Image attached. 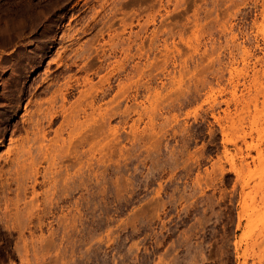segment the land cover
<instances>
[{
	"label": "rangeland",
	"instance_id": "1",
	"mask_svg": "<svg viewBox=\"0 0 264 264\" xmlns=\"http://www.w3.org/2000/svg\"><path fill=\"white\" fill-rule=\"evenodd\" d=\"M1 74L0 264H264V0H0ZM59 90L88 116L46 128L48 200Z\"/></svg>",
	"mask_w": 264,
	"mask_h": 264
},
{
	"label": "bare ground",
	"instance_id": "2",
	"mask_svg": "<svg viewBox=\"0 0 264 264\" xmlns=\"http://www.w3.org/2000/svg\"><path fill=\"white\" fill-rule=\"evenodd\" d=\"M180 6H182V5H180ZM179 6V7H180ZM180 13V12H179ZM182 13V12H181ZM177 15H179V14H177ZM189 18V17H188ZM187 19V18H186ZM189 20V19H188ZM134 34H136V36H137V34L138 33H134L133 32V30H131L130 31V33L128 34L129 36H127L126 38H127V41L129 40H133V36H134ZM135 36V37H136ZM154 38H151L150 40H151V46H150V44H149V48H151V49H153L154 48V39L156 38L155 36H153ZM124 38V37H123ZM124 41V40H123ZM128 41V43H126L125 45H123V49H125V51L126 50H128V49H132V45L133 44H131V41L129 42ZM133 41H135V40H133ZM134 43V42H133ZM157 46V45H156ZM155 46V47H156ZM144 47V46H143ZM121 48V49H122ZM136 48V47H135ZM157 49V48H156ZM129 51V50H128ZM104 53L105 52H103V53H97L98 55H99V60H101V61H103V58H104ZM84 54H85V52H84ZM106 56V55H105ZM97 58H98V56H97ZM102 58V59H101ZM105 59V58H104ZM100 62V61H99ZM74 63V62H73ZM7 78V77H6ZM0 81L1 82H3L4 81V74H1V76H0ZM5 82V81H4ZM2 86V85H1ZM3 87V86H2ZM63 89V88H62ZM67 89V88H66ZM65 92H66V90H65ZM95 92V91H94ZM86 95V93H82V95L81 96H85ZM60 98V102H59V105H55L56 103H58V101L56 100L58 97ZM57 96H53L51 99H47L45 102H38L37 103V107H36V114H34L31 118H30V120H29V122H30V127H31V129H32V133H33V141H37V143H38V148L37 149H39L40 150V155H42V156H40L41 158H40V161H39V163H41L42 164V162H47V165L44 167L45 169H44V172L42 173V176L45 178V176H47L48 175V173H50L49 174V176L47 177L48 178V188L45 190V192L43 193L44 194V197H45V199H48L49 200V195H48V191H50L51 190V188H54V190L56 191V189H55V185H56V182H58L59 181V179L57 180V176H59V175H57L56 173L54 174V172L56 171H53V169L52 168H56V167H58V166H56L55 167V165L57 164V158L59 157L60 158V156L59 155H61L62 154V152L65 150V152H67V150H66V145H65V142H66V140L64 139V138H60L61 140H63V141H60V142H58V139H57V137L56 138H48L47 137V130H46V128H49V126L53 123V121L54 120H56V117H57V115L58 114H62L63 115V117H64V121H66V123L68 124V125H70V126H73V129L74 128H76V127H80V129L82 130L83 129V127L85 126L84 125V123H85V120H86V117L88 116V114H87V111H86V109H85V106L86 105H88V103H86V105L83 103H80V99H78L77 100V102L76 103H74V104H72L70 107H66V93H64V91H62V90H59V94H57ZM81 96H80V98H81ZM59 100V99H58ZM83 109V110H82ZM79 111H83L84 112V117H85V120H80V116H79ZM115 111V110H114ZM111 118V117H110ZM101 120H102V118H101ZM87 121V120H86ZM100 121V120H99ZM108 121V120H107ZM103 123V122H102ZM102 123H100V124H102ZM109 124V123H108ZM108 124H107V126H108ZM101 126L99 125V128H100ZM103 127H104V125H103ZM103 127H101L102 129H103ZM28 129V128H27ZM27 129H26V131H27ZM93 129V128H92ZM91 129V130H92ZM96 130V129H95ZM101 130V129H100ZM89 131V130H88ZM98 133H100L99 132V129L97 128V130H96ZM104 131V130H103ZM73 132V131H72ZM72 132H71V134L70 135H72ZM87 132V131H86ZM101 132H102V130H101ZM27 133H28V131H27ZM80 133H81V131H80ZM79 133V134H80ZM104 133V132H103ZM84 135H88L87 133L86 134H84ZM101 135V134H100ZM99 135V136H100ZM90 136V135H89ZM98 136V137H99ZM80 137V136H79ZM84 137V136H83ZM82 136H81V138L80 139H82V140H84V138H83ZM93 137V136H92ZM97 137V138H98ZM26 138H28V137H26ZM86 139V138H85ZM70 140V139H69ZM69 140H68V142H69ZM86 140H88V137H87V139ZM85 141V140H84ZM83 141V142H84ZM90 141V140H89ZM78 142V141H77ZM86 142V141H85ZM99 142V141H98ZM32 143V142H31ZM88 143V142H87ZM26 144V143H25ZM34 144H36V142L34 143ZM76 144V143H75ZM79 144V146H80V143H78ZM78 144H76L77 145V148H79V146H78ZM85 144V143H84ZM89 144H91V143H89ZM99 143H97V145H98ZM82 145V144H81ZM86 145V144H85ZM29 146H30V144H29ZM34 146V145H33ZM66 148H65V147ZM99 146V145H98ZM86 147V146H85ZM27 148V147H26ZM82 148H83V145H82ZM81 148V149H82ZM68 149V148H67ZM75 149H76V147H75ZM75 149H74V147H73V152H77V151H75ZM77 150V149H76ZM83 150H84V148H83ZM83 150H81L80 151V153L79 154H81V156L79 155L78 157H79V161H76V162H79V163H81V167H84L85 166V160H83V158H84V156H85V151H83ZM23 152H24V147H23V145H21L18 149H17V151H16V163H17V161L19 160V158H20V156L22 157V155H23ZM26 152V151H25ZM64 152V153H65ZM79 152V151H78ZM78 152H77V154H78ZM87 152V154H88V151H86ZM102 153V152H101ZM73 154V153H72ZM87 154H86V156H87ZM25 155H26V153H25ZM68 155V154H67ZM71 155V154H70ZM63 156H65L64 154H63ZM85 156V157H86ZM23 157H25V156H23ZM34 157V156H33ZM66 157V156H65ZM68 157V156H67ZM61 158H63V157H61ZM60 158V159H61ZM74 158V157H73ZM92 158V157H91ZM66 159V158H65ZM68 159V158H67ZM67 159H66V161H67ZM70 159V158H69ZM78 159V158H77ZM37 160V159H36ZM35 160V161H36ZM20 161V160H19ZM23 161V160H22ZM31 160H29V162H30ZM61 161V160H60ZM63 161H64V158H63ZM63 161H61V162H63ZM36 162H38V160L36 161ZM67 163V162H66ZM69 163V162H68ZM87 163V162H86ZM61 163H59V167H61V165H60ZM65 164V163H64ZM76 164V163H75ZM15 165H17V164H15ZM66 165V164H65ZM88 164H86V166H87ZM66 167V166H65ZM67 168V167H66ZM88 167H86V169H87ZM42 169V168H41ZM61 169L62 170H60V174L63 172V167H61ZM83 169H85V168H83ZM14 171H15V169H13ZM64 170H65V168H64ZM67 170V169H66ZM82 170V169H81ZM17 171H18V173L17 174H19V180H18V184L17 185H19V186H23L24 187V183H26V181H28V180H32V182H37V179H38V175H39V173H40V169H39V167L37 166V165H35V162H33V161H31L30 163H29V165H28V167L27 168H25V165L24 164H21L20 166H19V168L17 169ZM59 171V170H58ZM68 171V170H67ZM78 171V170H77ZM80 171V170H79ZM58 173V172H57ZM66 173V172H65ZM65 173H64V175H65ZM85 172L83 171V174H84ZM91 173V172H90ZM11 174V173H10ZM16 174V175H17ZM68 174V173H67ZM66 174V175H67ZM73 174V173H72ZM77 174V173H76ZM82 174V173H81ZM82 174V175H83ZM69 175V174H68ZM87 175V174H86ZM61 177V176H60ZM63 177H66V176H63ZM63 177L61 178V179H63ZM68 177V176H67ZM72 176H70V178H71ZM84 177V176H83ZM87 177V176H86ZM74 178V177H73ZM80 178V177H79ZM65 179V178H64ZM68 179V178H67ZM85 180L87 179V178H84ZM45 180V179H44ZM82 180H83V178H82ZM84 180V181H85ZM70 181V180H69ZM84 181L81 183V184H83L84 183ZM63 182V181H62ZM61 182V183H62ZM88 182V181H87ZM87 182L85 181V184L87 185ZM64 183V182H63ZM58 184V183H57ZM67 184V183H66ZM68 184H70L71 185V183H69L68 182ZM17 185H16V187H17ZM26 185H28V184H26ZM46 185V184H45ZM59 185V184H58ZM57 185V186H58ZM70 185H68L69 187H70ZM85 185V186H86ZM31 186L33 187L34 186V184H31ZM57 186H56V188H57ZM63 186V188H64V186H65V184L64 185H60V187H62ZM68 186H67V188H68ZM83 186V185H82ZM27 187V186H26ZM37 187V186H36ZM66 187L64 188V189H67ZM72 188V187H71ZM61 189V188H60ZM59 189V190H60ZM24 190V189H23ZM69 190H70V188H69ZM17 191V190H16ZM28 190H26V192H27ZM37 191V190H36ZM51 191H53V189L51 190ZM50 191V192H51ZM63 189H62V193L61 194H63ZM67 192V191H66ZM65 192V193H66ZM38 193H39V191H38ZM55 193V192H54ZM36 194H37V192H35L34 190H33V196H36ZM50 194V193H49ZM53 194V193H52ZM51 194V195H52ZM57 194V193H56ZM24 195V194H23ZM32 196V197H33ZM53 196H55V195H53ZM58 196V195H57ZM62 196V195H61ZM17 197V194H16V196H15V198ZM23 197V196H22ZM25 198V197H24ZM38 198V197H37ZM36 198V199H37ZM26 199V198H25ZM25 199L24 200H22V201H25ZM31 199V198H30ZM39 199H40V197H39ZM53 199V198H52ZM52 199H51V197H50V201H52ZM57 199H58V197H57ZM56 200V199H55ZM54 200V201H55ZM7 201H9V198H8V200ZM31 202H32V200H30ZM29 201V202H30ZM39 200L37 199V202H38ZM61 201V200H60ZM12 202V201H11ZM26 202H28L27 200H26ZM30 202V203H31ZM48 203V202H47ZM9 204V203H8ZM26 204V203H25ZM49 204H51V203H49ZM52 204H53V202H52ZM57 204V203H56ZM27 205V204H26ZM38 205V204H37ZM18 206V205H17ZM30 206H31V204H30ZM41 206V205H40ZM49 206V205H48ZM51 206V205H50ZM56 206V205H55ZM26 207V206H25ZM24 207V208H25ZM27 207H28V205H27ZM52 207V206H51ZM6 208H7V206H6ZM30 208H32V207H30ZM36 208V207H35ZM42 208H43V206H42ZM26 209V208H25ZM25 209H24V216H26V217H24V218H27V215H29V211H28V214L26 215V213H25ZM33 209H34V205H33ZM51 209V208H50ZM28 210V209H27ZM37 210V209H36ZM39 210V209H38ZM21 211V210H20ZM40 211V210H39ZM48 211H50V210H48ZM8 212H9V210H8ZM32 213L34 214V210L32 211ZM14 214V213H13ZM39 214V213H38ZM46 214H48V213H46ZM67 214V213H66ZM70 214V213H69ZM36 215V214H35ZM13 216V215H12ZM61 216H63V215H61ZM67 216V215H66ZM35 217V216H34ZM33 217V218H34ZM64 217V216H63ZM15 218V217H14ZM67 218H69V217H67ZM28 219H26L25 221L26 222H28L27 221ZM33 222V221H32ZM69 222V221H68ZM72 223V222H71ZM30 224H31V222H30ZM60 224V223H59ZM59 224H58V226H59ZM62 224V223H61ZM26 226H27V224H26ZM50 226H52V225H50ZM68 228H70V225H69V223H68ZM72 227H73V224L71 225ZM60 227V226H59ZM65 229V228H64ZM67 230V229H66Z\"/></svg>",
	"mask_w": 264,
	"mask_h": 264
}]
</instances>
